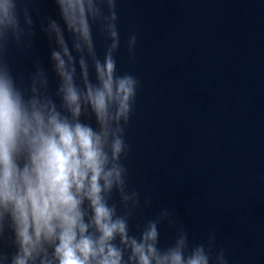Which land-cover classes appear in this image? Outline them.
Returning a JSON list of instances; mask_svg holds the SVG:
<instances>
[{
    "label": "water",
    "instance_id": "water-1",
    "mask_svg": "<svg viewBox=\"0 0 264 264\" xmlns=\"http://www.w3.org/2000/svg\"><path fill=\"white\" fill-rule=\"evenodd\" d=\"M20 6L32 16L33 43L11 47L8 62L25 85L39 62L54 95V45L41 24L59 22L58 9L54 0ZM117 9L118 71L140 81L126 131L128 184L140 193L130 228L166 208L176 223L160 226L162 246L183 227L190 244L214 234L229 264H264V0H118ZM93 34L102 57L105 42ZM3 248L14 251L7 239Z\"/></svg>",
    "mask_w": 264,
    "mask_h": 264
},
{
    "label": "clouds",
    "instance_id": "clouds-1",
    "mask_svg": "<svg viewBox=\"0 0 264 264\" xmlns=\"http://www.w3.org/2000/svg\"><path fill=\"white\" fill-rule=\"evenodd\" d=\"M54 3L59 22L41 24L54 45L53 95L39 62L26 85L13 74L9 49L32 47L34 22L21 0H0V264H229L211 233L190 244L178 227L162 246L160 226L176 223L166 208L130 228L140 193L128 184L126 131L140 81L118 71V0ZM126 44L134 61L135 33Z\"/></svg>",
    "mask_w": 264,
    "mask_h": 264
}]
</instances>
